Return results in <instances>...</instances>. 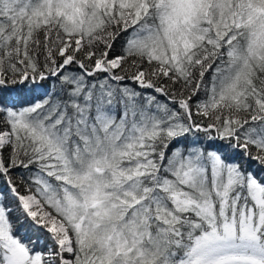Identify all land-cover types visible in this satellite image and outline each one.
Listing matches in <instances>:
<instances>
[{
	"label": "snow or ice",
	"instance_id": "snow-or-ice-1",
	"mask_svg": "<svg viewBox=\"0 0 264 264\" xmlns=\"http://www.w3.org/2000/svg\"><path fill=\"white\" fill-rule=\"evenodd\" d=\"M0 264H264V0H0Z\"/></svg>",
	"mask_w": 264,
	"mask_h": 264
},
{
	"label": "trees",
	"instance_id": "trees-1",
	"mask_svg": "<svg viewBox=\"0 0 264 264\" xmlns=\"http://www.w3.org/2000/svg\"><path fill=\"white\" fill-rule=\"evenodd\" d=\"M117 47H119V44H117Z\"/></svg>",
	"mask_w": 264,
	"mask_h": 264
}]
</instances>
